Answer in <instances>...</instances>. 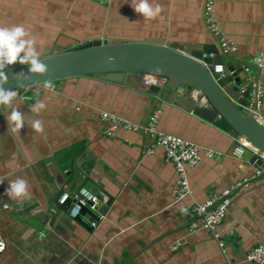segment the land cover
<instances>
[{"label":"crops","instance_id":"crops-1","mask_svg":"<svg viewBox=\"0 0 264 264\" xmlns=\"http://www.w3.org/2000/svg\"><path fill=\"white\" fill-rule=\"evenodd\" d=\"M132 2L0 0V25L23 24L36 37L40 57L50 48L70 50L92 39L216 44L203 25V0H158L163 11L152 20L134 12ZM216 18L237 47L230 60L248 63L257 53L264 54V0H218ZM259 78L264 87V68ZM186 92L182 87L175 97ZM20 93L11 106H0V238L6 244L0 264H253L244 256L264 244V176L251 179L233 195L217 227L224 250L210 232L185 229L195 218V204L251 177L255 169L252 153L245 150L242 158L236 157V140L214 121L178 106L169 92L159 98L144 90L132 75L123 83L82 75ZM37 100L46 104L39 114L30 111ZM14 106L25 119L18 134L5 118ZM157 106L159 130L220 153L187 170L192 194L178 201L173 194L176 172L163 148L143 131L119 128L106 136L108 123L98 115L105 110L144 123ZM260 112L264 116V97ZM33 119L44 122L43 134L31 128ZM73 156L89 169L86 187L97 190L100 205L113 198L95 229L68 214H44L59 194L77 190ZM18 177L27 179L30 193L12 199L5 189ZM32 204L38 207L23 211ZM81 218L88 222L90 217ZM177 242L183 243L174 250Z\"/></svg>","mask_w":264,"mask_h":264},{"label":"water","instance_id":"water-1","mask_svg":"<svg viewBox=\"0 0 264 264\" xmlns=\"http://www.w3.org/2000/svg\"><path fill=\"white\" fill-rule=\"evenodd\" d=\"M202 12L203 5L201 18ZM40 59L47 64V73H28L29 65L17 62L4 69L8 80L3 87L21 91L82 75H93L114 83H123L127 75H132L140 82L141 74L151 73L165 78L166 81L163 87L152 85L146 90L158 94L159 98H163L165 93L169 92L178 106L195 112L209 121H214L216 126L226 131L233 139L241 137L264 152V125L241 108L246 105L248 96L247 90L240 92L243 85L241 63H235L224 56L217 42L184 46L165 43L163 40L105 43L101 39H92L77 44L70 50L50 48ZM215 64L224 66L222 74L210 73L209 70ZM234 69L236 73H231ZM16 73H22L19 81L14 78ZM140 86L145 89L141 83ZM182 87H185L187 92L175 97V93ZM193 91L198 92L196 99L192 96ZM203 95L210 106H203L200 102ZM235 146L236 143L234 148ZM48 159L52 160V158ZM255 159L256 156L252 155L251 162ZM72 163V172L78 181V188L86 186L88 180L85 179V175L89 169L84 168L85 162L82 158L73 156ZM257 164H260V160H257ZM91 190L97 192L95 188ZM60 195L44 214L56 218L59 214L68 213L69 202L59 204L57 199ZM112 199L108 196L107 201L100 205L98 212L104 213ZM37 207L38 204H32L23 211L29 212ZM85 214H88L90 218L96 217L95 213L84 207L75 220L87 229H91L89 223L81 218Z\"/></svg>","mask_w":264,"mask_h":264},{"label":"built area","instance_id":"built-area-1","mask_svg":"<svg viewBox=\"0 0 264 264\" xmlns=\"http://www.w3.org/2000/svg\"><path fill=\"white\" fill-rule=\"evenodd\" d=\"M101 4L110 3L111 0H96ZM218 0H204L202 20L206 30L215 38L218 43L221 53L229 58L237 51L236 45L233 41L223 34L218 26L216 18V4ZM264 68V54L262 52L254 55L250 62H244L240 64V70L243 74V85L240 92L248 91L246 98V105L241 106L247 114H250L257 122L264 125V116L261 114L260 109L263 104L264 87L262 81L259 78V71ZM213 74H222L224 66L222 64L213 65L209 70ZM236 73V69L231 71ZM166 79L151 73H144L140 75V83L145 88L155 85L163 87ZM16 97H21V91H15ZM197 91H193V98L196 99ZM200 102L203 106H210L207 98L201 96ZM100 119L108 123V126L104 130L106 136H112L119 128H123L131 131H143L149 139L153 141V144L163 148L166 159L169 160L175 169L176 178L175 186L173 189L174 201L183 199L186 196L192 194V188L187 178V170L198 165L203 158L218 157L220 153L214 150L197 145L190 140L165 133L158 129V121L161 115V108L159 106L153 108L148 115L144 123H137L126 119L120 115L105 110H98ZM236 140V146L233 149V154L242 158L245 150H248L252 155L256 156L254 160L255 169L251 177H244L237 180L230 187L223 189L219 194H213L205 199L203 202L195 204L192 208V212L195 216L193 220L188 222L185 227L188 233L197 231L198 229H204L210 232L213 238L216 240L220 249H223V242L220 238V234L217 232V227L223 222L227 210L231 204L233 195L241 188L246 186L249 181L258 176H264V152L258 150L252 146L245 139L238 137ZM148 152H153L152 148ZM257 160H260V164H257ZM59 204H65L69 202L68 216L72 221H76L75 217L79 212L86 207L89 211L96 214V217L88 219L91 229L97 228L99 222L105 218L103 213L98 212L101 199L100 196L93 192L90 188L80 186L75 192H62L57 199ZM3 242L4 248L0 251V254L5 250L6 244ZM183 242H177L173 249L175 250L178 245ZM245 262L253 264H264V244H256L250 248L244 256ZM227 264H235L233 261L227 262Z\"/></svg>","mask_w":264,"mask_h":264},{"label":"clouds","instance_id":"clouds-1","mask_svg":"<svg viewBox=\"0 0 264 264\" xmlns=\"http://www.w3.org/2000/svg\"><path fill=\"white\" fill-rule=\"evenodd\" d=\"M131 7L134 12L149 20L159 17L163 11V7L158 3V0H133ZM36 44V37L23 24L0 25V105L11 106L17 95L14 90L3 87V84L8 80L4 72L6 66L19 62L20 64L29 65L28 73L45 74L48 72V66L41 61L40 52L37 50ZM21 76L22 73H16L14 78L19 81ZM45 87H51L50 82L46 83ZM45 108L46 104L44 101L37 100L32 104L30 111L39 114ZM5 118L13 133L18 134L25 125L24 114L18 110L17 106L12 107V111ZM29 124L35 133H44V122L41 119H33L29 121ZM0 183H3L2 179H0ZM30 188L31 185L27 179L18 177L9 183L5 191L10 198L18 199L29 195ZM180 211L184 214L187 213L186 208H181ZM3 248L4 244L0 241V251Z\"/></svg>","mask_w":264,"mask_h":264}]
</instances>
